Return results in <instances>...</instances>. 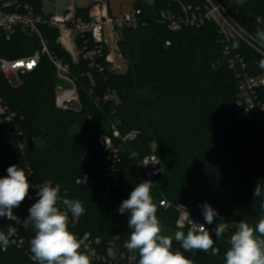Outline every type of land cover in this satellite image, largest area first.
Listing matches in <instances>:
<instances>
[{
    "label": "trees",
    "instance_id": "1",
    "mask_svg": "<svg viewBox=\"0 0 264 264\" xmlns=\"http://www.w3.org/2000/svg\"><path fill=\"white\" fill-rule=\"evenodd\" d=\"M25 1L43 14L39 0ZM184 2L202 4L204 0ZM172 3L137 0L135 6L142 8V19L137 26L122 30L121 50L129 61L124 73H114L108 67L99 72L84 59L73 63L57 42L58 32L41 26L51 54L71 66L81 110L56 106L59 78L47 55L34 71L22 76L17 86L0 74V94L16 112L13 127L5 128L4 141L0 139V178L8 175L9 166L16 165L30 174L27 179L31 186L59 184L61 198L79 199L85 209L79 221L69 226L73 234L89 233L102 240L103 249L115 243L120 251L139 257L138 251L129 252L125 246L132 231L128 226L130 212L121 214L118 208L141 183L144 169L138 160L151 154L155 144L163 172L151 196L161 235L172 237V251H181L192 264H225L230 237L237 230L233 224L244 221L254 227L264 217V195H253L257 183L264 190V131L258 124L239 118L235 111L240 94L230 61L239 55L250 75L264 76V69L258 66L264 54L240 38L233 42L232 54H226L212 22L171 31L160 21V13ZM88 9L78 7L77 13L84 15ZM232 12L252 37L258 28L264 29V0L236 3ZM41 48L38 37L17 31L10 41H0V57H27ZM110 95L114 98L107 99ZM258 95L264 101V87ZM113 124L122 136L138 132L125 144L114 138L117 146L121 144L119 161L110 159L111 154L99 142L101 134L113 137ZM18 132L30 141L24 151ZM105 170H115L119 177L120 185L110 191ZM84 174L90 175V182L82 185L78 179ZM38 199L36 194V202ZM164 200L171 203L169 208L161 205ZM205 202L219 213L211 225L207 224L219 250L217 255L186 252L174 239L176 231H188L176 225V205L185 204L204 220L198 204ZM28 207L26 196L13 212L26 216ZM59 207L64 208L63 204ZM221 220L226 228L217 238L212 229ZM10 225L17 228L24 246H0V264H36L27 254L35 235L32 226L20 227L0 217V232L6 234Z\"/></svg>",
    "mask_w": 264,
    "mask_h": 264
},
{
    "label": "built area",
    "instance_id": "2",
    "mask_svg": "<svg viewBox=\"0 0 264 264\" xmlns=\"http://www.w3.org/2000/svg\"><path fill=\"white\" fill-rule=\"evenodd\" d=\"M172 1L171 8L162 10L160 13V21L166 24L171 31H179L184 27H202L207 22H212L216 25L221 36L226 54H232L234 50L233 42L239 38L264 54V47L260 46L236 20L232 8L237 0H204L202 4H189L184 0ZM88 6L89 9L84 15H78L76 5L71 7L65 5L54 14H41L25 0H0V41L2 39L10 41L17 31H22L29 36L38 37L42 43L41 50L31 56L17 59L0 57V74L6 77L11 85H13L10 80L11 75H16L21 82L22 76L34 71L38 67L42 56L47 55L56 68L59 80H64L70 84L68 88L57 86L56 106L62 110L80 111L81 102L78 84L71 74V66L63 58L51 54L41 26L48 25L58 32L57 42L70 54L73 63L77 64L81 59H84L89 62L90 67L97 69L99 72L108 67L114 73H124L128 69L129 61L121 50L122 30L125 27L137 26L143 14L142 8L136 6L124 13H114L106 0H90ZM230 67L234 69L238 79L237 87L240 97L235 105L238 117L258 124L264 131V101L258 95L259 89L264 87V76L250 75L244 59L239 55L231 58ZM108 98L111 99L114 96L110 95ZM15 119L16 112L11 110L0 94V132L3 133V130L7 127H13ZM18 135L21 136L18 141L19 146L24 151L29 146L30 141L22 137L21 132H18ZM137 135V131H131L122 136L113 124V137L101 134L99 142L104 150L111 154L110 159L119 161L121 144L117 146L114 138L125 144L136 138ZM152 146L153 152L138 160V164L144 169L141 182L151 181L155 183L158 176L163 172L161 160L156 153V145L153 144ZM132 156L136 157V154ZM104 177L106 181L110 182L107 188L108 191L120 185L115 170H105ZM89 182V174H84L78 179V183L82 185ZM46 183L51 182L32 185V190L27 195L28 209L36 202V194L39 188ZM51 185L53 186L52 183ZM161 205L169 208L171 203L164 200ZM185 208L194 222L203 224L207 228L205 221L194 215L183 203L176 205L178 212L176 225L178 227L189 228L184 221ZM198 208L202 209L201 203L198 204ZM13 214L20 220L19 223L12 220L15 224L20 227L28 226L23 225V222L28 217L29 212L26 216H19L14 212ZM79 219L80 216L77 218L68 213V227L77 223ZM239 223L233 224V226L237 228ZM76 237L83 241L80 251L89 255L90 262L106 264H138L139 262L138 256L127 255L126 252L120 251L115 243L103 249L102 240L92 237L89 233L82 236L76 235ZM9 245L22 247L24 246V239L16 234L10 238ZM27 254L37 264L32 259V253Z\"/></svg>",
    "mask_w": 264,
    "mask_h": 264
},
{
    "label": "clouds",
    "instance_id": "3",
    "mask_svg": "<svg viewBox=\"0 0 264 264\" xmlns=\"http://www.w3.org/2000/svg\"><path fill=\"white\" fill-rule=\"evenodd\" d=\"M253 39L264 47V29L258 28ZM258 66L264 69V59L259 61ZM7 173V176L0 178V217L19 223L13 209L20 206L32 187L27 179L30 174L16 165L9 166ZM153 186L151 181L137 184L129 198L123 200L118 208L121 214L130 212L128 226L132 231L125 246L129 252L138 251V264H192L181 251H172V237L161 235L157 207L151 196ZM59 192V184L53 187L51 183H46L37 192V202L28 209L29 215L23 225H31L35 231L30 241L32 259L37 264H91L89 255L80 251L83 241L68 227V213L78 218L85 211L83 204L79 199L61 198ZM253 195H264L260 184H256ZM60 204H63V210ZM201 214L208 225L219 216L217 210L207 202L202 205ZM184 221L189 226L187 233L176 231L174 234L181 248L186 252L199 250L217 255L219 250L214 247V239L209 230L203 224L194 222L187 209ZM225 228L224 221L218 222L212 229L215 237H220ZM16 233L17 228L12 225L6 234L0 232V246L6 249L10 238ZM229 243L225 264H264V217L254 227L241 221Z\"/></svg>",
    "mask_w": 264,
    "mask_h": 264
},
{
    "label": "rangeland",
    "instance_id": "4",
    "mask_svg": "<svg viewBox=\"0 0 264 264\" xmlns=\"http://www.w3.org/2000/svg\"><path fill=\"white\" fill-rule=\"evenodd\" d=\"M109 2L112 11L114 13L120 14L124 13L126 10L132 9L135 7L137 0H106ZM245 0H237V3L240 4ZM145 3L152 4L153 0H144ZM59 0H39V8L43 14H54L59 11L58 8ZM90 4V0H67L66 7L76 5L77 7H86ZM127 71V70H126ZM125 71V72H126ZM10 80L14 86L19 84V78L16 75H11ZM22 83V78L21 82ZM57 86H63L64 88L70 87V84L64 80H59ZM40 145V144H38Z\"/></svg>",
    "mask_w": 264,
    "mask_h": 264
},
{
    "label": "crops",
    "instance_id": "5",
    "mask_svg": "<svg viewBox=\"0 0 264 264\" xmlns=\"http://www.w3.org/2000/svg\"><path fill=\"white\" fill-rule=\"evenodd\" d=\"M67 0H59L58 8H62L66 5Z\"/></svg>",
    "mask_w": 264,
    "mask_h": 264
},
{
    "label": "water",
    "instance_id": "6",
    "mask_svg": "<svg viewBox=\"0 0 264 264\" xmlns=\"http://www.w3.org/2000/svg\"><path fill=\"white\" fill-rule=\"evenodd\" d=\"M11 131H13V128H11ZM0 139L4 141V137L1 132H0Z\"/></svg>",
    "mask_w": 264,
    "mask_h": 264
}]
</instances>
